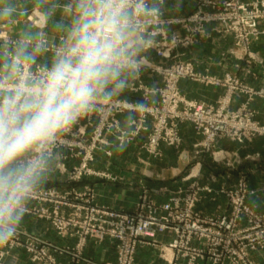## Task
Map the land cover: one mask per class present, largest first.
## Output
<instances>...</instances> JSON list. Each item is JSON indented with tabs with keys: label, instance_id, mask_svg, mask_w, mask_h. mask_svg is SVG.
<instances>
[{
	"label": "rangeland",
	"instance_id": "374dc122",
	"mask_svg": "<svg viewBox=\"0 0 264 264\" xmlns=\"http://www.w3.org/2000/svg\"><path fill=\"white\" fill-rule=\"evenodd\" d=\"M154 1L161 4L165 0H142L140 6L147 7L150 11L146 15L137 16L141 34L150 40V46L146 47L144 52L152 51L157 58L170 60L174 51L189 48L209 38L206 27L214 25L215 32L232 38L233 47L228 54L235 59L238 67L239 63L246 59L255 60L251 57L250 48L264 36V0L250 3L242 0H197V9L193 13L171 20L164 19L158 9L149 7ZM25 5L24 12L19 13L18 18L15 14L11 17L12 25L3 22L0 24V78L7 74L6 63L15 61L17 45L26 35L33 37L27 41L29 50L32 51L41 42L37 29L43 35L48 34L41 26L45 25L43 18L51 14L54 5L48 0H27ZM167 27L179 28L183 33H169ZM62 39L60 38V41ZM58 48V45L52 43L44 46L45 51L53 54H56ZM142 64L141 70L147 68L160 77L161 87L155 90L145 87L138 75L126 90L143 100L148 107L145 110H137L138 102L117 99L114 96L111 100H100L96 110L81 117L58 135L51 149L53 160L45 180L42 181L45 185H38L26 201L25 214H34L48 221L58 236L74 237L76 244L73 247L60 246L18 228L14 238L3 246L5 251L0 253V263L3 256L14 249L22 250L35 264H60L59 258L63 256L70 257L72 264H137L135 255L140 246H159L163 260L169 264H258L254 255L264 256V214L247 204L251 192L242 177L232 186L223 184L217 189L211 186L201 187L193 182L186 188L171 190L163 203H159L153 197L155 194L149 193L150 190L141 187V193L131 212L116 211L97 203L98 192L94 183H86L85 180L94 178L117 181V174L93 168L97 155L112 146L110 139L114 140L117 148L136 146L146 154L144 161L151 164V161L158 162L163 158L164 146L176 151L181 150L180 126L190 124L194 133L202 138L194 148V159L189 164L192 170L195 162L202 161L208 164L210 169L213 167L212 162H224L227 167H232L233 160L229 159L232 154L226 153L224 157L216 154L221 141L244 144L256 138H264V124L256 119L257 112L250 108L255 99L264 100V89L256 90L230 74H226L223 79L199 74L191 63L179 59H174L164 66H155L143 61ZM40 67L41 64L32 67L30 62L21 61L24 73L38 75ZM14 80L15 77L9 82V87ZM183 80L221 85L226 88V94L215 105L190 101L180 92L179 84ZM154 95L158 96V101L151 103V96ZM234 95L244 96L246 100L237 110L229 111L227 105ZM200 106L203 115L198 113ZM124 113L136 114V117L129 121L127 129L121 127L119 120ZM103 154V161H112H109L113 159L110 151ZM153 170L147 165L143 173L164 178V182L171 180L168 173L157 174L153 173ZM53 173L59 178L58 182L53 181ZM39 193H54L58 199L40 200L41 198L33 195ZM201 193L224 197L228 211L222 214L203 213L197 207ZM28 201L35 205L29 207ZM168 204L188 216L187 223L196 221L202 224L209 235L204 238L189 235L183 229L178 234L167 230L156 232L152 237H138L133 242L111 235L108 214L133 215L142 205H155L159 209ZM40 211L44 214H40ZM159 212V216L166 215L162 211ZM222 222H226L229 229L215 230L214 226H220ZM167 232L173 235V239L166 245H161L158 243V236ZM216 233L221 238H215L213 241L208 239ZM29 237L38 240L40 244H34L30 248L25 246L27 242H31L27 240ZM105 241H109L114 247V262H98L84 256L83 250L88 242ZM41 252L43 257L39 258L38 254Z\"/></svg>",
	"mask_w": 264,
	"mask_h": 264
},
{
	"label": "crops",
	"instance_id": "0c3cea01",
	"mask_svg": "<svg viewBox=\"0 0 264 264\" xmlns=\"http://www.w3.org/2000/svg\"><path fill=\"white\" fill-rule=\"evenodd\" d=\"M48 1L54 7L51 14L43 18L45 25L41 26L47 30L48 34L43 35L37 29L38 38L40 39L42 35L45 45H51L52 43L60 46V38H63L64 32L58 29L57 24L63 23L67 25L70 22L75 0ZM212 1L223 2L224 0ZM242 1L250 3L255 0ZM3 2L16 9V12L11 16L13 17L14 14L17 16L19 13L24 12L27 0H3ZM149 7L151 9H158L166 20L179 19L189 16L197 9V0H165L161 4L154 1L150 3ZM11 17L0 20V24L3 22L6 25H12ZM206 30L209 38L201 40L189 48H180L174 51L170 60L157 58L152 51H143L140 59L143 58V62L155 66H164L174 59H179L191 63L199 74H207L217 79H223L226 74H230L238 77L242 82L247 83L256 90L264 89V36L250 48L251 57L255 60L246 59L240 62L238 67L235 59L231 58L228 54L233 47L232 38L215 32L214 25H208ZM167 31L169 33L174 31L180 34L183 33L176 27H167ZM34 49L35 47L32 51ZM34 55L36 63L30 62L32 67L35 64L50 65L55 57L53 52H47L44 49L35 52ZM139 76L141 83L145 87L154 90L161 87L160 77L147 68H143ZM132 82L133 79H130L129 84ZM179 89L187 100L210 105L217 104L226 94V88L221 85H207L188 80L181 81ZM114 97L135 102L141 101L138 97L131 95L126 89L117 93ZM153 100L157 102L158 96H151V103H153ZM245 100L244 96L234 95L229 99L227 109L229 111L237 110ZM250 108L257 112L256 119L264 124V100L255 99L250 104ZM135 117L136 114L132 113L121 115L119 117L121 127L127 129L129 121ZM180 135L182 138L181 150L176 151L164 146L162 147L163 158L158 162L151 161V164H147L144 161L143 158H146V154L136 148V146L117 148L114 140L110 139L109 141L113 143L112 146L107 147L97 155V161L93 164V168L97 171H108L117 174V181L109 182L94 178L85 180L86 183H94L93 185L98 192L97 203L100 206L109 207L116 211L131 212L141 193V187L150 190L149 193L151 195L154 193L155 196L153 197L159 203H163L167 200L171 190L180 187L186 188L193 182L201 187L211 186L217 189L223 184L232 186L242 177L246 180L251 192L247 198V204L255 208L257 212L264 214V138H256L254 141L244 144H237L226 140L221 141L217 146L216 154L223 157L227 155L226 153L232 154V158H229L230 161L233 160L232 167H227L224 162H212L213 167L210 169L209 165L202 161L195 162L194 169L190 170L189 164L194 159V148L200 143L202 138L194 133L190 124L180 126ZM107 151H110L112 154L113 159H109V161L112 160L111 162L102 160L104 159L103 153ZM147 165L150 169L151 167L154 169L153 173H168L171 180L164 182L162 181L164 178L161 179L160 177L143 173V169ZM194 171L196 174H193ZM58 179L54 174L53 181L57 180L58 182ZM44 185V182L39 184L42 187ZM200 196L197 207L203 213L222 214L228 211L227 202L224 197L206 193H201ZM28 205L30 207L35 204L28 201ZM19 228L29 231L43 240L54 242L64 247H73L77 241L74 237L63 238L58 236L48 221L40 219L34 214H24ZM171 239H173V235L167 232L158 236V243L166 245ZM4 251L5 249L0 247V253ZM83 254L85 257L98 262H114L115 260L114 247L109 241L102 243L88 242L83 250ZM254 259L258 264H264V256L261 254L254 255ZM135 262L137 264H169L163 260L159 246H140L135 255ZM59 263L72 264L70 257L66 256L60 257ZM0 264L35 263H32L22 250L14 249L3 256ZM196 264L210 263L197 262Z\"/></svg>",
	"mask_w": 264,
	"mask_h": 264
},
{
	"label": "clouds",
	"instance_id": "9594fccd",
	"mask_svg": "<svg viewBox=\"0 0 264 264\" xmlns=\"http://www.w3.org/2000/svg\"><path fill=\"white\" fill-rule=\"evenodd\" d=\"M141 2L75 0L70 22L57 24L64 36L50 65H41L38 75L21 69V61L34 63V53L44 49L42 35L33 51L27 43L33 37L26 35L15 61L6 63L0 78V247L14 238L27 199L45 179L58 135L140 74V56L150 46L137 21L150 11ZM14 12L0 0V20ZM147 107L143 100L136 104L137 110Z\"/></svg>",
	"mask_w": 264,
	"mask_h": 264
},
{
	"label": "built area",
	"instance_id": "2783aa9c",
	"mask_svg": "<svg viewBox=\"0 0 264 264\" xmlns=\"http://www.w3.org/2000/svg\"><path fill=\"white\" fill-rule=\"evenodd\" d=\"M198 113L203 115V109L201 106L198 107ZM33 195H35L37 198H41L40 200H44V198L51 199V201L58 199L54 193H39ZM177 210L178 208L172 207L171 204L159 209L155 205H142L133 215L108 214L107 216L110 220L109 225L111 227V235L120 240H132L131 242L135 241L138 237H152L156 232H163L167 230H172L178 234L183 229L189 235L196 237L200 236L204 238L206 235H209L208 231L202 224L196 221H190L187 223L186 218H188V216H186L184 213L178 212ZM159 211L164 212L166 215L163 217L159 216ZM40 214L43 215L44 212L40 211ZM234 220H236V217ZM214 229L228 230L229 226L226 222H222L220 226L216 224ZM215 238L221 237L218 233H216L214 237L208 239L213 241ZM27 240L31 241L29 244L28 242L25 244V246H29V248L34 244H40L38 240L30 237ZM176 246L177 245L175 244L174 247ZM38 257H43V253L41 252L38 254ZM192 260H194V258H192Z\"/></svg>",
	"mask_w": 264,
	"mask_h": 264
}]
</instances>
